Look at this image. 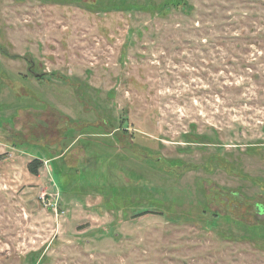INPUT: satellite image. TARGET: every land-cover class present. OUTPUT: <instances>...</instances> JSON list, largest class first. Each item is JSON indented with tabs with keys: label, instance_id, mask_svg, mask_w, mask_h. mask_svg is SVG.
<instances>
[{
	"label": "rangeland",
	"instance_id": "rangeland-1",
	"mask_svg": "<svg viewBox=\"0 0 264 264\" xmlns=\"http://www.w3.org/2000/svg\"><path fill=\"white\" fill-rule=\"evenodd\" d=\"M258 204L264 0H0V264H264Z\"/></svg>",
	"mask_w": 264,
	"mask_h": 264
},
{
	"label": "trees",
	"instance_id": "trees-1",
	"mask_svg": "<svg viewBox=\"0 0 264 264\" xmlns=\"http://www.w3.org/2000/svg\"><path fill=\"white\" fill-rule=\"evenodd\" d=\"M30 164H31V163H30ZM32 169H33V168H32ZM33 170H34V169H33ZM257 207H258V209H259V213H262V212L264 211V207H263V205L258 204Z\"/></svg>",
	"mask_w": 264,
	"mask_h": 264
}]
</instances>
